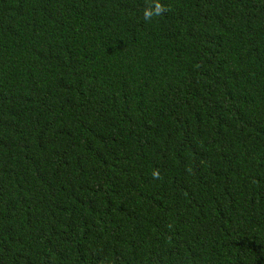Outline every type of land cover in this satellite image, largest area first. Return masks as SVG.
I'll list each match as a JSON object with an SVG mask.
<instances>
[{
	"label": "trees",
	"instance_id": "1",
	"mask_svg": "<svg viewBox=\"0 0 264 264\" xmlns=\"http://www.w3.org/2000/svg\"><path fill=\"white\" fill-rule=\"evenodd\" d=\"M0 264H264V0H0Z\"/></svg>",
	"mask_w": 264,
	"mask_h": 264
},
{
	"label": "clouds",
	"instance_id": "2",
	"mask_svg": "<svg viewBox=\"0 0 264 264\" xmlns=\"http://www.w3.org/2000/svg\"><path fill=\"white\" fill-rule=\"evenodd\" d=\"M155 11H158V9H156ZM153 14V11H146L145 12V16H151Z\"/></svg>",
	"mask_w": 264,
	"mask_h": 264
}]
</instances>
